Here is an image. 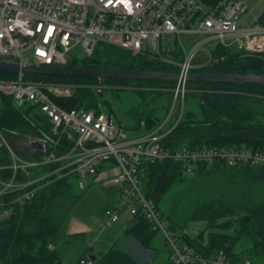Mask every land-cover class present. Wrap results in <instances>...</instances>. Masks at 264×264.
<instances>
[{
    "label": "built area",
    "instance_id": "1",
    "mask_svg": "<svg viewBox=\"0 0 264 264\" xmlns=\"http://www.w3.org/2000/svg\"><path fill=\"white\" fill-rule=\"evenodd\" d=\"M248 12L244 0H220L214 6L202 0H0V61L21 67H67L73 60L91 57L105 43L176 65L179 76L170 90L169 117L178 111L177 121L170 127L168 119L136 136L115 124V118L110 121L104 109L62 108L55 98H70L73 85L26 81L23 74L0 80V94L11 97L18 108L36 107L52 127V137L38 144L44 155L36 161L16 155L0 131V149L10 160L0 164V206L24 204L55 180L72 174L98 175L112 165L119 200L105 209L107 226L117 224L125 212L131 219L143 217L154 232L164 236L171 250L170 264H253L251 260L232 261L224 251L204 256L183 244L144 191V166L153 163L175 162L186 173L215 163L264 169V151L251 147L183 145L169 149L162 143L181 120L189 74L213 64L215 47L264 56V10L251 19ZM171 37L176 48L168 42ZM183 37L195 39L189 41L193 44L190 50ZM179 44L181 61L162 55L163 51L173 53ZM140 127L145 130V123ZM42 166L51 170L32 177Z\"/></svg>",
    "mask_w": 264,
    "mask_h": 264
},
{
    "label": "trees",
    "instance_id": "2",
    "mask_svg": "<svg viewBox=\"0 0 264 264\" xmlns=\"http://www.w3.org/2000/svg\"><path fill=\"white\" fill-rule=\"evenodd\" d=\"M202 1L207 6H214L220 0ZM162 55L177 62L183 58V53L179 50L173 53L163 51ZM213 56L215 61L212 65L195 69L194 72L264 75V56L244 55L221 45L214 48ZM68 66L116 71L178 72L176 65L147 55H133L125 49L105 43H100L91 57L73 60ZM17 77L15 74L0 73V80H14ZM23 78L32 82L75 86L70 98H55L56 103L66 110L95 108L101 111L106 105L105 101L108 103L109 93L132 89L140 98L141 104L127 112L132 124L122 125L119 122V125L127 131L134 132L141 130V122L145 123L146 131H151L163 123V120L155 115L154 110H149V105L164 94L172 101L170 90L176 83L173 80L108 77L102 80V94L105 98L103 101L98 92L96 77L27 74ZM188 89L184 107L188 98H195L198 101V110L187 111L184 108L180 122L162 142L165 148L219 145L247 146L264 151V113L260 110L264 102V84L189 81ZM177 115L178 111L174 120L170 122V127L177 121ZM0 131L15 145L23 158L30 161L42 159L44 154L38 150L37 145L52 137L51 125L36 107L26 105L18 108L11 97L2 94ZM18 143L28 145V151ZM58 153H61V150ZM9 162L8 155L0 149V164ZM222 166L226 165L202 164L195 172L214 176L218 171H224H221ZM50 170L51 167H39L33 171L32 177L43 175ZM144 170L145 195L155 202L160 211L161 201L173 187L184 181L186 171L181 164L171 161L148 164L144 166ZM227 170L226 181L230 186L227 189H220L219 194L211 201L197 206L191 215L192 221L207 223L206 231H200L196 236L187 233L179 235L176 232L177 225L169 226L183 244L204 256L224 251L232 261L251 260L253 264H260L257 259L264 258V199L258 198L248 187L257 182L264 183V169L244 166L228 167ZM71 177L79 176L72 174L41 187L34 198L24 204L0 206V212L10 213L7 218L0 221V264H65L57 248L63 239L60 228L79 198L73 192L74 185L69 180ZM20 178L26 179L22 175ZM130 220L131 225L125 231V236L134 238L145 249H153L152 239L157 232L152 230L150 223L141 216ZM213 228L223 232L212 231ZM243 240L248 244L241 246ZM170 254L171 250L168 264ZM84 257L86 258V255ZM87 263L138 264V261L130 252L114 246L98 256L96 261L87 259Z\"/></svg>",
    "mask_w": 264,
    "mask_h": 264
},
{
    "label": "rangeland",
    "instance_id": "3",
    "mask_svg": "<svg viewBox=\"0 0 264 264\" xmlns=\"http://www.w3.org/2000/svg\"><path fill=\"white\" fill-rule=\"evenodd\" d=\"M244 1H246L249 7V12L246 15L249 19L253 16H258L261 11L264 10V0ZM182 39L187 42L186 49L190 50L193 44L189 43V41L195 39L191 37H183ZM168 42L170 46L176 48L172 37ZM166 46L168 45L165 44L164 47ZM177 50H181L180 44L177 45ZM199 56L202 58L205 56V53L203 52ZM107 101L115 113V124H119L120 122L122 125L133 123L127 112L141 104L140 98L132 89L115 90L114 93H109L107 95ZM172 105L173 101H170V97L164 94L150 103L149 110H154L155 115L163 120V122L168 119H170L171 122L175 118V115L169 117ZM184 108L187 111H197V99L188 98ZM260 110L264 113V102L261 104ZM104 111L108 112L106 105ZM142 111L144 112V109ZM128 131L131 132V130ZM145 132L146 130L143 129L140 134H144ZM5 139L16 155L23 158L22 154L18 152L15 145L7 140L6 136ZM18 145L24 148L25 151H28V145L22 143H18ZM221 169V171H224H218L214 176H210L209 173L199 174L198 172H185L184 181L173 187V189L161 201L159 207L163 217L169 225L178 226L176 232L179 235L187 233L191 236H196L200 231L207 230V223L205 221H192L191 215L197 206L204 202L211 201L219 194L220 189H227L230 186V183L226 181L228 167L222 166ZM110 170L111 168L98 175L71 177L69 179L74 185L73 192L79 196V198L60 228V233L63 236V239L57 248L61 252L65 264H83L85 258L81 259L79 257L81 244H92L91 247H95L96 254H99V252L103 254L106 253L113 247L115 242L118 244L117 248H119V245H125V239L123 236L127 230V222L130 219L128 212L124 213L120 223L115 224L114 226L106 225L105 208L113 199L119 200L118 195L115 194V187L113 184L114 177ZM248 189L256 194L258 198L264 199L263 182H257L248 187ZM245 190L247 189L245 188ZM9 214V211L0 212V221L7 218ZM73 224L76 228L81 226L92 227L94 232H92L93 234L87 233V235L76 240L78 242L75 243V241L68 240L69 237L67 236L70 233V228ZM180 226L184 227L181 228ZM212 231L223 232L218 228H213ZM246 244H248V242L243 240L240 245L245 246ZM138 245L141 244L139 243ZM152 248L153 249H145L142 245L138 247L133 246L138 264H168L167 260L169 258L170 249L166 244L164 236L160 232L155 233L153 236ZM119 249L123 250L122 248ZM155 254L157 257L152 261ZM86 256V259H89V255L87 254ZM257 262L264 264V258L257 259Z\"/></svg>",
    "mask_w": 264,
    "mask_h": 264
},
{
    "label": "water",
    "instance_id": "4",
    "mask_svg": "<svg viewBox=\"0 0 264 264\" xmlns=\"http://www.w3.org/2000/svg\"><path fill=\"white\" fill-rule=\"evenodd\" d=\"M0 73L2 74H33V75H61V76H92L98 80V92L103 101L105 98L102 94V80L104 78H124V79H142V80H173L178 79L177 73L169 72H144V71H116V70H104V69H86V68H73V67H21L18 64L7 63L0 61ZM189 81H204V82H227L235 84H248L257 83L264 84V75H224L214 73H196L193 72L188 76ZM105 104L109 112V120L114 119V112L110 105L105 101ZM39 147V146H38ZM41 148V147H40ZM89 259L96 261L97 256L92 254ZM87 262L84 259L83 264Z\"/></svg>",
    "mask_w": 264,
    "mask_h": 264
},
{
    "label": "crops",
    "instance_id": "5",
    "mask_svg": "<svg viewBox=\"0 0 264 264\" xmlns=\"http://www.w3.org/2000/svg\"><path fill=\"white\" fill-rule=\"evenodd\" d=\"M170 122V121H169ZM169 122H168V124H169ZM141 131L142 130H140V131H136V132H134V131H131L130 133L132 134V135H137V134H140L141 133ZM32 145V144H31ZM33 146V145H32ZM35 147V146H34ZM37 147H38V145H37ZM109 168H111V170H110V172L112 173V175H113V177L116 175V168L114 167V166H112V165H106L105 167H103L102 168V170H101V172H103V171H107ZM100 172V173H101ZM99 173V174H100ZM114 187H115V194H117L118 195V187H116L115 185H114ZM119 197V196H118ZM118 200H115V199H113L111 202H109V204L107 205V207L111 204V203H115V202H117ZM106 207V208H107ZM105 208V209H106ZM122 219V218H121ZM131 219V218H130ZM129 219V221L127 222V229L130 227V225H131V220ZM121 222V220L118 222V223H120ZM117 223V224H118ZM114 226V225H113ZM92 232H94L93 231V229H92V227H89V226H81V227H78V228H76V226L73 224L72 226H71V228H70V233L67 235L68 237H69V239L68 240H71V241H75V243L76 242H78V241H76V240H78L79 238H81V237H83V236H85V235H87V233H92ZM93 234V233H92ZM124 241H125V245L124 246H120L119 245V248H122L123 250H125V251H127V252H130L131 254H133L135 257H136V259H137V256H136V253H135V251H134V249H133V246H135V247H138V246H141V245H138L139 243L134 239V238H131V237H126L125 236V233H124ZM74 243V244H75ZM116 243V244H115ZM114 244H113V247L114 246H117L118 244H117V242H115ZM91 245L92 244H85V245H83V244H81L80 246V248L81 249H79V257L81 258V259H83V258H85L84 256L85 255H89V257L92 255V254H94V255H96L97 256V258H98V256H100L101 254H103V253H100L99 252V254H96V251H95V247H91ZM91 247V248H90ZM87 257V256H86ZM157 256H156V254L154 255V257H153V260L152 261H154V259L156 258ZM86 259V258H85ZM167 262H168V260H167ZM86 264V263H85Z\"/></svg>",
    "mask_w": 264,
    "mask_h": 264
}]
</instances>
